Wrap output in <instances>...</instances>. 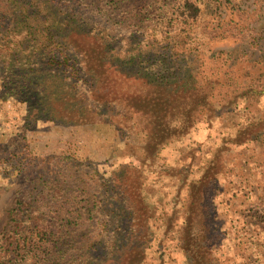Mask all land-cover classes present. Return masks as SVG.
<instances>
[{
  "label": "trees",
  "instance_id": "trees-1",
  "mask_svg": "<svg viewBox=\"0 0 264 264\" xmlns=\"http://www.w3.org/2000/svg\"><path fill=\"white\" fill-rule=\"evenodd\" d=\"M215 4L214 0H0V101L26 103L34 120L62 121L54 111L59 90L78 94L80 84L89 88L103 77L115 78L135 89L132 97H137L131 99L148 119L147 138L171 143L203 121L210 123L221 113L231 115L238 100L253 102L264 95V36L256 26L263 13L238 9L240 20L226 21L207 15L214 14ZM219 36L240 39L248 51L236 57L224 52L222 68L214 65L205 71L206 58L216 64L221 56H208L203 43ZM242 61L248 63L245 69L239 67ZM249 67L261 72L255 76ZM80 112L71 111L74 116ZM250 127L238 132L239 140L246 132L251 139L264 132V117ZM13 152L5 161L16 169L28 154ZM53 161H43L47 173L36 179L27 175L31 167L24 171V187L17 189L0 231V264H144L153 210L138 208L137 201L141 204L144 198L135 194L137 190L102 189L105 197L122 195L125 203L119 212L105 208L107 201L100 199L97 189H70L67 179L56 184L46 178L59 171L64 174ZM211 178L205 175L191 185L192 207L182 242L190 248L193 264H210L206 197Z\"/></svg>",
  "mask_w": 264,
  "mask_h": 264
},
{
  "label": "rangeland",
  "instance_id": "rangeland-1",
  "mask_svg": "<svg viewBox=\"0 0 264 264\" xmlns=\"http://www.w3.org/2000/svg\"><path fill=\"white\" fill-rule=\"evenodd\" d=\"M214 1V14L207 15L226 21L240 20L238 9L262 12L256 26L264 36V0ZM215 39L204 42L203 47L208 56L221 58L216 64L206 58L209 68L203 66L205 71L214 65L221 69L224 52L236 57L248 51L240 39ZM247 66L244 62L239 65L242 69ZM249 69L255 76L261 72L258 67ZM82 86L78 94L67 88L62 93L59 90L54 111L64 118L62 121L47 117L34 120L26 103L0 101V231L17 189L23 186L24 171L31 167L27 175L33 179L45 175L43 161L53 158L64 174L59 171L46 178L56 184L67 179L70 189H97L100 199L107 201L105 208L114 207L119 212L125 203L122 195L109 199L102 189L137 190L135 194L144 198L141 204L137 201L138 208L153 210L148 219L152 237L144 264H193L190 248L182 238L192 207L191 185L207 175L212 176L206 197L210 222L206 235L212 241V253L206 254V259L210 264H264V132L253 139L246 132L238 139V132L264 117V95L253 102L238 100L240 105L233 104L231 115L221 113L210 123L203 121L171 143H163L147 138L148 119L133 105L131 98L137 97H132L134 88L108 77L89 88ZM74 97L83 101L76 103ZM77 109L81 112L74 116L71 111ZM12 150L13 155L28 154L27 161L18 163L16 169L5 161ZM26 163L30 165L22 170ZM117 221L126 224L122 217Z\"/></svg>",
  "mask_w": 264,
  "mask_h": 264
}]
</instances>
